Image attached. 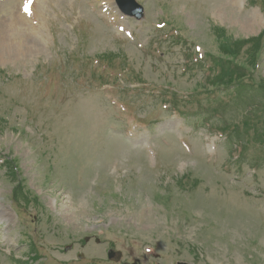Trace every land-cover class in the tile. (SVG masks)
Wrapping results in <instances>:
<instances>
[{"label":"rangeland","instance_id":"obj_1","mask_svg":"<svg viewBox=\"0 0 264 264\" xmlns=\"http://www.w3.org/2000/svg\"><path fill=\"white\" fill-rule=\"evenodd\" d=\"M35 1L0 0V264H264V0Z\"/></svg>","mask_w":264,"mask_h":264},{"label":"water","instance_id":"obj_2","mask_svg":"<svg viewBox=\"0 0 264 264\" xmlns=\"http://www.w3.org/2000/svg\"><path fill=\"white\" fill-rule=\"evenodd\" d=\"M115 2L118 9L125 15L133 16L137 18L142 16V9L135 3L134 0H115ZM107 258L109 261L116 263L120 260L121 253L110 250L107 253ZM77 259L81 260L82 256H77ZM176 264H187V263L177 262Z\"/></svg>","mask_w":264,"mask_h":264},{"label":"bare ground","instance_id":"obj_3","mask_svg":"<svg viewBox=\"0 0 264 264\" xmlns=\"http://www.w3.org/2000/svg\"><path fill=\"white\" fill-rule=\"evenodd\" d=\"M35 2H38V0H36ZM35 4V3H34ZM35 7V6H34ZM13 12V11H12ZM19 26H17L18 28ZM30 28V31L31 33H33V37H34V41L36 40H40L41 39V36L39 35V33L37 31H35L32 27H29ZM252 28V27H251ZM13 35V34H12ZM16 39V36L13 37V38H10V46L11 47H16L15 46V43H14V40ZM30 39V38H29ZM17 40V39H16ZM28 41V40H27ZM19 44V43H18ZM26 44V43H25ZM4 45V39L2 37V35L0 34V47H2ZM22 47V46H21ZM20 48V47H19ZM27 49V48H26ZM20 55V53H19ZM3 212V211H2ZM4 214V213H3Z\"/></svg>","mask_w":264,"mask_h":264},{"label":"snow or ice","instance_id":"obj_4","mask_svg":"<svg viewBox=\"0 0 264 264\" xmlns=\"http://www.w3.org/2000/svg\"><path fill=\"white\" fill-rule=\"evenodd\" d=\"M32 3V0H27V3L25 4L24 6V9L23 11L26 13V14H30V5Z\"/></svg>","mask_w":264,"mask_h":264},{"label":"flooded vegetation","instance_id":"obj_5","mask_svg":"<svg viewBox=\"0 0 264 264\" xmlns=\"http://www.w3.org/2000/svg\"><path fill=\"white\" fill-rule=\"evenodd\" d=\"M88 240V239H87Z\"/></svg>","mask_w":264,"mask_h":264}]
</instances>
